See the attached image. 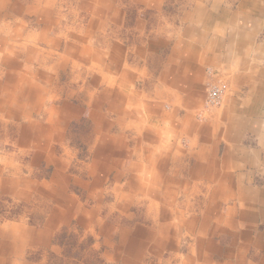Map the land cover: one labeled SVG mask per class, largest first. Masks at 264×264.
<instances>
[{
	"label": "crops",
	"instance_id": "1",
	"mask_svg": "<svg viewBox=\"0 0 264 264\" xmlns=\"http://www.w3.org/2000/svg\"><path fill=\"white\" fill-rule=\"evenodd\" d=\"M62 1L66 4L56 0H0V22L14 33L19 63L23 60L19 65L12 61L19 70L14 79L15 89L7 85L5 98H0V113L9 120H18V125L0 122V140L4 143L9 135L19 136L17 141L22 149L41 150L49 149L56 141L65 145L64 139L72 137L59 128L57 122L63 118L58 119L52 105L61 99L60 91H65L67 96H73V92L78 94L74 85L82 76L80 67L90 51L86 45L63 46L61 39L70 29L68 17L75 16L79 5L90 13H97L100 6L108 9L112 0ZM129 1L148 8L153 0ZM160 1L155 6L163 12ZM206 1L187 0L189 3L180 6L183 9L174 21L165 19L164 27L171 29L147 31L144 29L148 22L144 20L133 25V29H141L134 32L139 44L136 58H147L150 46L155 56L165 47L164 68L157 67L148 73L145 70L123 72L120 79L133 86L121 92L125 98L118 97L116 105L113 94L119 83L114 84L110 78L102 94L79 87V99L90 109L95 106L92 105L95 98L99 102L98 95L106 100L103 111L84 110L97 121L91 126L90 139H80L90 144L92 154L97 148V158L89 167L92 175L84 186V197L94 201L95 206L87 210L71 196L65 200V207L72 211L71 204L77 203L73 214H83L81 224L100 233L109 249L105 257L116 264H241V224L253 225L252 231L242 233L250 239L255 253V262L244 258L242 264H264V229H261L262 222L264 225V0H239L236 12L224 7L221 0ZM61 5L67 7L68 14L63 13ZM54 15L58 21L53 19ZM14 25L18 28L14 29ZM50 31L53 32L50 34ZM70 63L73 65L69 72ZM209 67L222 73L218 77L223 78L228 90L221 108L212 109L223 110L222 113L215 111L213 120L201 127L194 114L202 106ZM62 73L68 76L65 87L59 82ZM103 80L96 78L92 85L98 88L106 83L107 76ZM134 88L140 93L137 99L129 92ZM68 90L71 92L67 93ZM171 101L173 111L168 113L162 104L171 108ZM67 106L74 107L69 100ZM82 109L77 112L78 116L83 115ZM116 112L119 118L114 122ZM36 114L41 123L35 122ZM62 115L68 119L65 111ZM221 121L225 126L222 133L215 128ZM168 124L173 126L162 130L164 133L171 130L174 136L199 146L187 154L189 164L185 169H181L183 166L176 158L177 148L168 149L171 158L165 159L161 166L154 158L152 172L145 168L148 163L142 165L139 153L123 154L125 142L117 144L113 139V135L118 138L125 129L133 130L146 141L162 143L160 130L150 125ZM68 126L67 122V129ZM133 156L137 157L136 161L131 159ZM26 172L31 170L17 164L14 155L1 162L0 198L37 204L35 193L40 186ZM56 175L53 180L59 182V174ZM60 182L61 188L68 184L64 177ZM180 184H183L179 187L183 191L181 195L172 187ZM201 188H206V200L198 203V208L190 196L201 192ZM134 205L141 207L139 213L148 227L135 223L131 212ZM55 215L54 220L44 224L37 220L34 226H29L22 220L19 224L0 226V264H47L29 256L27 250L34 245L49 246L51 226L71 223L67 214ZM93 216L95 219L91 220ZM117 220L128 221L129 227L112 222ZM119 227L122 230L118 241ZM214 237L221 242L215 243ZM192 240L195 245L190 243ZM196 247L200 252H195ZM232 247L237 250L232 251ZM186 248L188 255L184 256L182 252Z\"/></svg>",
	"mask_w": 264,
	"mask_h": 264
},
{
	"label": "rangeland",
	"instance_id": "2",
	"mask_svg": "<svg viewBox=\"0 0 264 264\" xmlns=\"http://www.w3.org/2000/svg\"><path fill=\"white\" fill-rule=\"evenodd\" d=\"M56 1H58V3L66 4V2H63L62 0H60V2L59 0ZM221 1L222 5H225L224 7H230L231 9H234L235 12L238 11L239 0ZM150 2L152 4L149 3L150 6L146 8L142 3L134 4L129 0H119V2L112 0L110 2L111 6L108 9L104 8V10L102 9L103 6H100L101 10H98L97 13H90L86 11L84 7L80 8L79 5L77 7L75 16L68 17L70 29L67 31L66 35L62 37V45L65 46L67 44L68 46L72 47H82L86 45L88 47V50L90 51L88 55L85 56V60H87L83 62V64H81L82 66L80 67L82 76L80 77L79 82L74 85V90H77L78 94L80 93V88H82V90L91 88L93 91L95 89L97 90V92H99V94H102L103 91L108 87V82H111L112 80L114 84L119 83L116 89H114L115 94H113L114 104L116 105L115 102L118 100V97L125 98V96L122 95L121 92L124 90H128L129 88L131 89L133 86H131V84L129 85V83L127 82H123V80L120 79L123 72L127 70L134 72H137L138 70H145L144 73H148V70H150L151 72L157 67H159V69L164 68L163 56L165 53V47L159 50V53L155 56V54H152L154 52L153 49L151 50L150 46V49L147 50V53L149 55L147 58L143 60L136 58L137 56L135 54V51L137 50L139 44L136 42V34H134V32L141 29H133V25H135L139 20H144L148 22L144 30L160 31L161 29L163 31L166 29H171L168 27H164L165 19L167 20L169 18L171 22L174 21V19L177 18L176 15H178L179 10L183 9L182 7L184 5L186 6L189 2H187V0H161V5H164L163 12H159L155 6V4L158 3V0H153ZM201 3L203 5L205 4V2ZM61 6L63 8V13L68 14L67 7L64 5ZM160 13L162 14L160 15ZM53 19L58 21L59 18H56V15H54ZM13 28L16 29L18 28V26L16 27V25H14ZM52 32L53 31H50V34ZM16 43L14 40V33H10L9 30L5 29V25L0 22L1 100H3V98H5L6 96L5 89L7 85L11 86L12 90L15 89L14 79L17 77L19 72L18 65L23 61L22 60L19 63V57L16 53L18 51ZM41 47H44V45H41ZM7 60L8 62H6ZM74 60L76 61V59H73L72 61ZM12 61L17 62L18 65L14 66ZM94 62H97L96 66L94 65ZM157 63H159V66H157ZM72 65V63L68 65L67 71L70 72V67ZM109 67L112 68L110 72ZM220 75L222 76V73H220V71H217V69L213 67H209L206 70L207 77L203 92L204 94L201 99L202 106L194 114L196 122H198L201 127H206L209 122L213 120V117H215L213 115L216 110L212 111L214 107L207 108L205 105L210 83L221 81L226 90H228V86L226 87L227 84L223 82V78L222 81L221 78L218 77ZM103 76H107L106 83H101L98 88H96V85H92V82L96 78L99 79L101 77L102 81H104ZM109 78L111 80H108ZM59 82L62 86H67L66 83L68 82V76L65 75V73H62V75L60 74ZM40 84H42V86L45 85L43 83ZM122 86H126V88H123ZM152 90L153 89H151V91ZM226 90L224 99L226 97ZM70 92V90L67 91V93ZM129 92L134 93L136 99L137 95L138 97L140 96V93L136 92V88ZM60 93L61 94L58 95L61 97V99L59 101H54L52 107L55 108V114H57L58 119L60 120L61 118H63L61 121L58 120L59 122H57L59 128L66 130L72 136L70 140L64 139V141L67 142L65 143V145H60V143H57L58 141H56L53 143V145H51L49 149L38 150L32 148L27 150L22 149L19 141H17L20 139L19 136L9 135L6 143H4V140H0V163L5 162V159L9 158L10 155H14L15 162L17 164L22 166L23 169L28 168L29 170H31V172H26L25 175L28 176L32 174L34 181H36L40 186V192L37 190V193H35V197L36 199H38L37 204H28L20 201L16 202L8 197L0 198V226L5 225L6 227V225L13 223L19 224L22 220L25 221L26 225L34 226L37 220H39V222L43 224L46 223L47 220H54L55 213H58L59 215L67 214V217L71 218V223L69 225L59 223L56 226H51L49 233V246L44 247L40 245H34V247L28 248V255L37 258L39 262H45L47 264H116V262L105 257L106 252H108L109 249L105 245V240L100 235V233L95 230H89L87 227L85 228L81 224V220H83L81 215L83 214H73L72 211L76 208L77 203L75 204L73 202V204H71L73 206L72 211L65 207V200H67V198L71 196L77 198V200L87 210H93L95 206L94 201H88L86 197H84L86 194L84 186L89 182V176L92 175L91 173L93 170L89 171V167L93 164V159L97 158V148H94L96 154H92L90 144L84 143L80 139H90V135L92 133L91 126H94V123L97 121H93L92 118L88 115L89 113H86L84 110L86 109V111H88L92 109L95 112H99V110L103 111L106 100H101V95H98L97 97L99 99V102L97 103L95 98L92 104L95 106H92L90 109L89 106L80 101L79 95L76 92H73L75 96H67L65 91H60ZM83 96H85V91L83 92ZM67 100H69L74 107H68ZM172 102L173 101L170 102L171 108L165 103L162 104L168 113L173 111ZM96 106L98 108H96ZM106 107L108 108V104H106ZM79 109H82V111H84L81 112L84 117H82L83 115H77V112L79 113ZM64 111L66 114H69L67 115V118L69 120L64 118V116L62 115ZM222 111L223 110H217V113H215L220 114L222 113ZM113 115L114 116L112 119H114V122H116L115 120L119 118V114L118 112H116ZM69 116H71V118H69ZM34 120L35 122L37 121V124L41 123V120L39 119L37 114L35 115ZM2 121L10 122L8 125H18V120H9L3 113H0V122L3 123ZM22 122L23 121H21V123ZM35 122L33 121V123ZM45 122L46 118L44 120V126L46 124ZM67 122L69 124V130L67 129ZM221 123V125H216L215 128L217 130H220V132L222 133L225 126L223 121H221ZM169 126L172 127L173 125L168 124L164 127L162 125H159L158 127L150 125L151 128L160 130L158 134L162 138V143H158L157 141L153 140L146 141L141 137L140 134L132 132L133 130L125 131V129L122 131L120 136L118 135V138L117 136L113 135V139L116 140L117 144L120 141L125 142L126 150L125 152L123 151V154L128 152L129 154L136 153L138 155L139 153L142 158V165L145 166L148 163V167L145 166V168L148 171L152 172L155 171H153V167L151 165L154 161V158L155 161H158L157 163H159L161 166L165 159L171 158L170 156H168V154H170L168 149L177 148L178 150L176 158L183 166L181 169H185V165L187 167V164H189V160H187L189 156L187 154L192 148L198 149L199 146H196L194 142L189 141L186 138L183 139L179 138L176 135L174 136L173 133L170 132L171 130L168 133H164L162 130H165V128L169 130ZM56 139L58 138L56 137ZM93 144L94 141L91 143V145ZM65 148H67L66 151ZM161 152L163 153V155H161ZM131 159L133 161H136L137 157L133 156ZM149 159H151L150 162ZM8 160H12V158ZM56 174H59V182L58 179L53 180V178L57 176ZM158 174L162 175L159 171ZM113 176V174L109 175V185L111 184V181H113ZM61 177L67 179L68 184L65 186V188H61ZM181 186H183V184L172 187L175 188L178 194L181 195V193L183 192L180 189ZM206 193V188H201V192L190 196L192 204L199 208V204L206 200ZM47 207L50 209H46ZM139 211L142 210L141 207L140 209H138L137 205H134L133 210H131L132 214H134V220L136 221L135 223H142L143 225L148 227V223L144 221V218L141 217ZM119 213V211L116 212L117 217H120ZM111 218L114 217L112 216ZM94 219L95 216L91 218V220ZM112 222L115 224L119 223L122 225V227H129V222H126L125 220H117ZM133 225L135 226L134 223ZM119 228L120 230L117 233L118 241L120 239V231L122 230L121 227ZM252 228L253 225L251 226L241 224V264L244 258H247L251 261L255 259V253H253L254 249H252L250 239L248 241L242 233L248 231L250 232L252 231ZM261 229L262 231L264 229L263 222L261 225ZM253 236L254 235H251V237ZM213 241L215 243H218L221 242V239L214 237ZM190 243L195 245V242L193 240ZM220 245L224 246V244L222 243ZM236 250L237 247H232V251ZM195 252H200L197 247L195 248ZM182 254L184 256L188 255L187 248L182 252ZM209 256H211V253H209ZM218 259L220 260L219 257Z\"/></svg>",
	"mask_w": 264,
	"mask_h": 264
},
{
	"label": "built area",
	"instance_id": "3",
	"mask_svg": "<svg viewBox=\"0 0 264 264\" xmlns=\"http://www.w3.org/2000/svg\"><path fill=\"white\" fill-rule=\"evenodd\" d=\"M226 88L220 82L210 83L205 105L207 108H218L221 107L224 101Z\"/></svg>",
	"mask_w": 264,
	"mask_h": 264
},
{
	"label": "bare ground",
	"instance_id": "4",
	"mask_svg": "<svg viewBox=\"0 0 264 264\" xmlns=\"http://www.w3.org/2000/svg\"><path fill=\"white\" fill-rule=\"evenodd\" d=\"M30 8V7H29Z\"/></svg>",
	"mask_w": 264,
	"mask_h": 264
}]
</instances>
